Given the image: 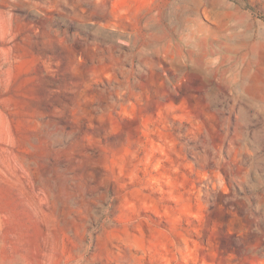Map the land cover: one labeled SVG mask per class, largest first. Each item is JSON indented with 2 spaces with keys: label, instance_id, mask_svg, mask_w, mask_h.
Listing matches in <instances>:
<instances>
[{
  "label": "rangeland",
  "instance_id": "1",
  "mask_svg": "<svg viewBox=\"0 0 264 264\" xmlns=\"http://www.w3.org/2000/svg\"><path fill=\"white\" fill-rule=\"evenodd\" d=\"M0 264H264V0H0Z\"/></svg>",
  "mask_w": 264,
  "mask_h": 264
}]
</instances>
